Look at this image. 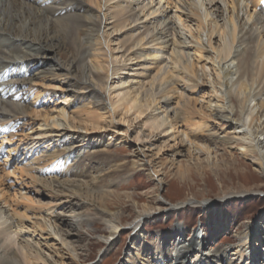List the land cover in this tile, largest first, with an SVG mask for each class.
<instances>
[{"label":"bare ground","instance_id":"obj_1","mask_svg":"<svg viewBox=\"0 0 264 264\" xmlns=\"http://www.w3.org/2000/svg\"><path fill=\"white\" fill-rule=\"evenodd\" d=\"M112 1L0 0V264H55L58 260L65 264L61 251L69 250L56 222H64L67 216L73 224H78L84 217L86 224L87 209H94L96 217L109 223V237L120 230L117 212H108V204L98 201L111 193L107 188L110 184L120 183L119 178L126 172L125 166H117L103 177L83 181L93 172L103 171V166L111 161L103 158L99 151L92 157L78 156L82 148L77 145L86 142L82 145L84 151L94 146L92 143H97L98 139L94 140V135L88 132L98 129L101 121L104 123L99 128H110L107 126L111 123L110 116L120 113V109L123 110L120 119L131 110L137 118L155 104L154 110L161 109L164 116L158 119L152 114L145 116L149 133L157 129H177L190 153L208 156L212 153L211 146L194 138L206 133L210 120L224 121L230 126L231 135L226 132L217 135L216 140L229 147L234 145L243 156L251 157L257 164L253 171L264 174V19L261 18L264 12L260 0H164L166 4L173 3L169 6L174 8V22L173 18L170 22L167 17L161 18L159 23L162 32L172 36L173 47L181 52L171 50L169 56L174 66L161 78L165 90L159 95L150 94L144 104L136 95H115L113 88L108 87L115 72L110 71L112 66L107 36L102 29L101 9ZM160 3L161 0L156 4ZM161 7L165 10L166 6L153 8L142 17L162 13ZM181 27L187 28L193 39L192 45L182 39ZM143 40L139 38L138 43ZM45 79L59 86L65 101L71 98L70 105L54 100L50 106L35 109L34 99L42 92L37 86H44ZM178 88L179 93L173 96ZM187 90H191V94H187ZM193 92L197 95L193 96ZM172 99H175L174 106H171ZM74 107H83L82 120H75L70 115ZM106 118L109 119L107 125ZM7 125L16 128L11 127L7 132ZM37 134L44 136L45 143L50 142V145L51 139H61L53 145L54 149L42 151L46 159L43 161L31 157L43 143L42 139L36 141ZM210 135L215 134L207 136ZM115 139L127 142L128 137L118 135ZM32 143V147L37 148L30 159L25 150ZM145 147L143 143L142 147L135 148L134 155L144 157ZM18 154L22 158L20 163ZM85 158L89 162H83ZM70 160L73 162L68 165ZM48 163L57 168L56 174L78 177L82 185L76 186V180L66 178L54 184L56 180L39 176L42 175L41 168L39 172L33 169L36 165L39 168L47 164V167ZM143 165L135 163L133 168L141 169ZM12 183L20 187L11 192ZM92 194H96L97 199L89 198ZM236 195L242 198L250 194L231 193V196ZM175 207L171 205L169 210ZM150 209L147 206L139 212L132 225L134 237L128 251V261L132 264L141 261L140 257L145 255L146 246L140 245L142 231L139 225L146 217L152 218L153 213L158 212ZM260 229L261 226L254 231ZM254 231L242 233L239 242L230 250L223 246L215 251H205L202 241L198 242V237L193 234L188 246L181 241L178 242L181 245L173 243L170 249L181 248L183 255L164 253L160 264L174 260V264H191V258L195 259L192 264H243L252 256L247 254L252 253V245H257L255 250L261 251L264 257V247L260 246L264 238L258 236V241L254 240ZM7 232L21 237L20 249L5 242ZM111 238H106L105 244H110ZM160 252L155 251L156 254ZM68 258L73 259L72 256ZM258 258L264 262V258L263 261L260 256ZM249 263L254 264L255 259L251 258Z\"/></svg>","mask_w":264,"mask_h":264},{"label":"rangeland","instance_id":"obj_2","mask_svg":"<svg viewBox=\"0 0 264 264\" xmlns=\"http://www.w3.org/2000/svg\"><path fill=\"white\" fill-rule=\"evenodd\" d=\"M112 2V4L102 6L101 9L102 29L104 36H107V51L109 61H111L110 67L112 66L110 71L115 72L108 87L113 88L115 95L117 93L136 95L138 100L144 104L150 94L159 95L165 90L166 85L161 81V78L165 76L171 66H174L173 59L169 56L174 48L171 41L172 36L162 32L163 27L159 23L161 18L167 17L171 22L174 17V8L170 6H173V3L166 4L164 0H161L160 5L156 4L159 0H152V2L151 0H114ZM116 4L118 5L116 6ZM160 6H166L165 10L163 7L160 8L163 14L155 13L142 17L147 12H151L153 8ZM121 8H123L122 11H120ZM119 11L120 13H118ZM177 12L178 10H176ZM128 18L129 21L125 22V19ZM261 18L264 19L263 16ZM172 22H174V18ZM179 33L186 44L190 45V41L193 39L187 33V28L181 27ZM141 37L144 40L138 43ZM155 50L160 51L156 52ZM174 50L178 53L181 52V49L177 47ZM189 51L192 53L190 49ZM48 83L50 82L45 79L44 86H37V89L42 92H39L38 97L34 99L35 109L40 110L44 106H50L54 100L66 102L67 106L70 105L71 98L65 101L59 86L55 82L50 83L51 86ZM185 92L191 94V90ZM178 93L179 88L173 96ZM193 93V96L197 95L195 92ZM174 103L175 99H172L171 106H174ZM154 108L155 104L150 105L137 118L135 117L136 113L131 110L125 113L123 119H120L123 111L120 109V113L110 116L111 123L108 125L109 119L106 118L105 123L110 128L107 130L99 128L104 123L101 121L97 126L98 129L88 132L91 136L94 135V140L98 139L97 143L96 141L92 143L95 144L94 146L85 148L84 151L83 146L86 142L77 144L82 148L78 152V156L91 155L92 157L95 151H99L104 155L103 158H109L110 164L114 165L112 168L108 167L110 164L103 166V171L93 172L91 177H87L83 181L89 182L92 177H103L117 166L124 165L126 172L119 178V184L112 183L107 187L111 193L98 201L101 202L100 204H108V212L116 211V220L120 219V230L111 235L110 244H105V239L111 237H109V223L107 224L96 217L94 209L86 210L85 218L88 219L86 224L84 217L78 224H73L67 216L64 222L62 220L56 222L69 250L68 252L61 251L65 264H132L128 261V251L134 237L132 225L135 223L138 213L143 212L147 206L151 208V212H158L153 213L152 218L146 217L139 225L142 231L140 245H145L146 251L145 255L140 257L141 261L139 259L136 264H160L162 254L167 252L177 257L183 255L181 248L170 249L173 243L175 245L181 241H184V244L188 246L193 234L196 238L198 237V242L202 241L201 245L204 246L205 251L219 250L223 246L226 247V250H230L232 245L239 242L238 239L242 233L246 234L248 230H259V226L262 227V230L254 231L253 233L257 236L253 234V239L258 241V236L264 238V174L253 171V168H257V164L251 157L243 156L236 147H233L234 145L229 147L216 140L217 135L222 136L226 132L231 135L230 126L228 127L224 121L216 123V121L210 120L206 133H201V136L194 139L199 142H207L212 148L211 155L190 153L187 150V144L182 142L181 137L177 134V129L166 128L162 131L157 129L149 133L150 129L146 125L148 122H145V116L152 114L157 119L164 116L161 109L154 110ZM73 109L70 115L75 120L84 118V114L81 115L83 107L76 109L74 107ZM74 122L76 125L79 124ZM113 127L116 130H113ZM82 132L84 133V131ZM110 134H113L114 137L111 138ZM209 134L215 135L207 136ZM118 135H126L127 142H119L118 139H115ZM205 138L208 139L205 140ZM35 139L36 141L42 139L41 142H43L37 153L31 156L37 148V146L32 147L34 143L30 144L25 151L29 158L30 156L38 157L42 161L46 160L42 151L51 149L61 140L53 138L50 145V142L45 143L44 136L41 137L37 134ZM69 141L71 140L69 139ZM143 143L146 145L143 151L145 156H135L137 151L135 148L142 147ZM158 150H160L159 153H157ZM177 151L179 153H176ZM73 160H70L68 165L72 164ZM148 160L149 162H147ZM53 162L54 160H51V163ZM83 162H89V159L85 158ZM51 163H48L47 167H45L47 164L43 165L44 167L39 166V168L36 165V168L33 169L39 172L41 168L42 175L39 176L56 180L54 184L65 178L70 179L69 181L76 180L74 182L76 186L83 183L79 182L81 179L78 177L67 174L59 175L56 174V170L50 171ZM135 163H144V165L141 166V169L139 167L135 170L133 168ZM33 166L35 165L33 164ZM12 185V188L9 189L11 192L20 187L15 183ZM244 192L250 195L242 198H238L241 196L237 195L231 196V193ZM81 193L84 196L83 192ZM89 198L95 200L97 196L92 194ZM171 205H176V207L169 210ZM142 215L145 214L142 213ZM182 232L185 234L182 235ZM3 236L1 234V237ZM20 238L13 232H7L4 236L5 242L10 243L15 249H20ZM178 245L181 244L178 243ZM256 246H250L252 253L247 252V254L249 256L252 254V256L246 258L247 262L245 260L243 264H250L251 258L255 259L254 264H258V262L264 264L259 261L258 256L262 261L264 257H262L261 251L255 250ZM260 246L264 247V243ZM156 250L161 252L156 254ZM69 256H72L73 259H69ZM257 260L258 262H256ZM174 261L166 262V264H174ZM55 264H60L59 260Z\"/></svg>","mask_w":264,"mask_h":264},{"label":"snow or ice","instance_id":"obj_3","mask_svg":"<svg viewBox=\"0 0 264 264\" xmlns=\"http://www.w3.org/2000/svg\"><path fill=\"white\" fill-rule=\"evenodd\" d=\"M261 3H264V0H261Z\"/></svg>","mask_w":264,"mask_h":264}]
</instances>
